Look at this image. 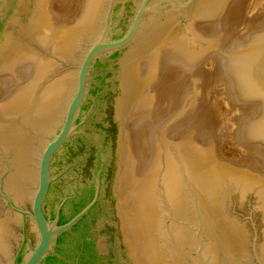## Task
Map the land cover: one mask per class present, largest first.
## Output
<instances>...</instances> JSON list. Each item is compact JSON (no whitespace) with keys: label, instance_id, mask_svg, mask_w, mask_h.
Instances as JSON below:
<instances>
[{"label":"water","instance_id":"water-1","mask_svg":"<svg viewBox=\"0 0 264 264\" xmlns=\"http://www.w3.org/2000/svg\"><path fill=\"white\" fill-rule=\"evenodd\" d=\"M233 1L0 0V264H264V26L228 36Z\"/></svg>","mask_w":264,"mask_h":264},{"label":"rangeland","instance_id":"rangeland-1","mask_svg":"<svg viewBox=\"0 0 264 264\" xmlns=\"http://www.w3.org/2000/svg\"><path fill=\"white\" fill-rule=\"evenodd\" d=\"M56 1V6H54ZM63 1H65V3ZM79 2L80 0H74V13L72 14V12H69V16H72H68V19L65 18L62 21L65 9L67 8V0H52L50 10L52 18L59 22L73 20L77 15ZM263 26L264 0H234L230 4L225 19V32L228 36L242 37L252 30H261ZM205 95L209 103L205 117L215 128L220 138L222 152L230 158L241 159L242 154L235 146L231 137V123L229 120L231 110L227 106L225 98L222 96L221 91L216 87L206 88Z\"/></svg>","mask_w":264,"mask_h":264},{"label":"bare ground","instance_id":"bare-ground-1","mask_svg":"<svg viewBox=\"0 0 264 264\" xmlns=\"http://www.w3.org/2000/svg\"><path fill=\"white\" fill-rule=\"evenodd\" d=\"M61 2V1H60ZM59 2V3H60ZM64 3H65V1H63ZM62 2V3H63ZM56 3H57V1L55 2V5L54 6H56ZM59 6H61V5H59ZM64 6H65V4H64ZM60 8V7H59ZM73 9H74V0H67V8L65 9V14L63 15L64 16V18H62V21H63V19H68L69 17H71V16H69V12L71 13L72 12V14L74 13V11H73ZM63 11H64V9H63ZM69 16V17H68ZM73 19V18H72ZM66 20H64V22H65ZM69 21H71V20H69ZM68 22V21H67Z\"/></svg>","mask_w":264,"mask_h":264},{"label":"flooded vegetation","instance_id":"flooded-vegetation-1","mask_svg":"<svg viewBox=\"0 0 264 264\" xmlns=\"http://www.w3.org/2000/svg\"><path fill=\"white\" fill-rule=\"evenodd\" d=\"M31 253V249H30V251L28 252V254H30ZM64 256H66L67 257V255H64ZM52 260V259H51ZM48 262H49V259H46V261H44L42 264H48Z\"/></svg>","mask_w":264,"mask_h":264}]
</instances>
